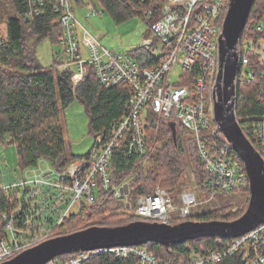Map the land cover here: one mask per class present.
<instances>
[{
  "label": "built area",
  "instance_id": "1",
  "mask_svg": "<svg viewBox=\"0 0 264 264\" xmlns=\"http://www.w3.org/2000/svg\"><path fill=\"white\" fill-rule=\"evenodd\" d=\"M26 3L29 17L43 14L46 5L59 14L62 57L53 65L56 71L71 70L74 83H77L92 68L101 85L107 88L125 85L131 94L125 115L113 125L105 142L98 139L101 146L86 169H82L81 161H72L64 172L58 173L41 161L44 163L39 162L34 168L22 172L18 182L9 187L0 185V191H18L15 196L18 205L10 213L0 212L7 233L6 239L0 242V264L52 238L47 236L50 232L44 228L35 230L30 237H26L27 232L17 234V218L29 220L31 217L28 216L35 211L42 224L58 225L75 205L80 208L82 204L94 203L96 182L113 198H127L123 193L124 182L112 184L108 166L112 153L120 148L144 160L147 155L145 113L148 109L160 119L173 121L178 131L184 129L192 135L207 174L205 191L211 198L230 195L248 186L244 165L231 145L226 143L210 151L202 138L205 133L213 135L217 129L213 117L214 84H210L208 95L205 94V86L208 80L215 78L218 69V38L230 0H169L153 21L149 19L154 11L149 10L144 15L150 37L126 51L102 48L77 20L73 0H26ZM87 12V16L98 14L90 6ZM136 48L149 51L159 62L151 68L140 69L128 54ZM237 50L239 53V45ZM241 62L243 66L248 63L246 59ZM174 65L180 66L181 70L197 66L192 91L171 83L169 75ZM242 77L249 82L253 80L249 70L243 72ZM254 143L264 163V113L256 125ZM36 197L37 200L33 201ZM195 205L196 197L192 192L182 191L173 204V197L157 187L152 194L137 199L133 214L140 221L170 224L172 220H185L192 216L190 210ZM129 207L125 202V208ZM31 209L33 211L30 212ZM172 212H177V215L171 216ZM240 249H244L247 255L246 264H264V223L238 238H232L219 249L201 247L188 259L177 263L161 262L145 246H119L77 252L66 259L51 260L46 264H81L101 253L123 258L135 255L137 264H218Z\"/></svg>",
  "mask_w": 264,
  "mask_h": 264
},
{
  "label": "trees",
  "instance_id": "2",
  "mask_svg": "<svg viewBox=\"0 0 264 264\" xmlns=\"http://www.w3.org/2000/svg\"><path fill=\"white\" fill-rule=\"evenodd\" d=\"M13 13L6 17L5 31L0 38V146L13 145L16 151L18 168L21 171L34 168L45 161L58 173L64 172L72 161H81L83 168L97 153L101 144L109 137L113 125L118 123L128 107L131 91L125 85L104 87L98 82L96 72L89 68L87 74L74 83L71 70L56 71L53 67L44 69L36 58L35 44L43 39H49L53 44H59L62 35L59 14L51 6H45L44 13L38 16H27L26 0H10ZM102 11L114 23L120 24L134 17L144 20V15L154 11L150 21L157 18L162 6L169 0H98ZM75 6H82L83 0H73ZM1 4V2H0ZM93 7L88 5L87 7ZM145 21V20H144ZM148 25V23H147ZM150 37L149 34L145 37ZM28 38H34L33 46L28 44ZM264 0H254L247 23L239 40L240 65L236 77V118L240 127L255 148L254 136L256 125L264 113ZM56 58L54 63L61 58ZM129 56L140 69L151 68L159 62L151 53L143 48L128 52ZM246 59L243 66L241 60ZM247 70L253 74L252 82L242 77ZM197 66L182 69L175 86L187 87L193 90L197 78ZM214 77L206 83L205 94L208 95ZM83 105L88 117L89 132L94 137L93 147L83 155L68 154L63 131L60 127L62 112L74 101ZM145 147L147 155L141 160L137 155L129 154L124 148L114 151L111 155L108 170L112 184L124 182L128 185L127 198L115 199L104 192L98 182L93 189L94 203L91 206L82 204L78 213H70L58 225L49 226L41 223L36 212H32L31 221L28 218H17L15 228L17 234L27 232L32 235L41 228L52 237L72 233L69 228L82 225L79 230L91 226L120 227L140 221L133 214L137 199L154 192L155 185L163 189L174 187L184 169L183 155L188 151L193 161V170L198 181L205 189L207 174L198 156L194 138L187 131H178L173 121L157 118L149 109L146 110ZM214 126V124H213ZM203 141L212 151L226 144L223 135L216 129L213 135L205 133ZM186 142V144H185ZM99 145V146H98ZM188 146V147H187ZM154 156L156 170H144V162ZM146 171V172H145ZM155 186V187H154ZM161 188V189H162ZM167 192H172L168 190ZM248 192V186L242 189ZM168 192V193H169ZM18 191H0V212L10 213L18 204L15 196ZM250 195V194H249ZM37 200V197L33 201ZM125 202L129 209L125 208ZM24 211L26 207H23ZM88 209L89 211H87ZM96 216L103 215L100 223H87V213ZM131 212V213H130ZM244 213V212H243ZM243 213H234L230 206L212 212L190 216L185 220H172L170 225L185 221H233ZM84 221V222H82ZM29 222V223H28ZM112 222V223H111ZM7 233L0 219V242L4 241ZM231 239L218 237H202L168 247L147 243L145 246L158 260L163 263L181 262L200 250L201 247L219 249ZM221 244H220V243ZM77 252L61 255L53 260L59 261ZM247 255L240 249L227 256L218 264H246ZM135 255L116 257L109 253H101L89 257L81 264H137Z\"/></svg>",
  "mask_w": 264,
  "mask_h": 264
},
{
  "label": "water",
  "instance_id": "3",
  "mask_svg": "<svg viewBox=\"0 0 264 264\" xmlns=\"http://www.w3.org/2000/svg\"><path fill=\"white\" fill-rule=\"evenodd\" d=\"M254 0H230L218 38V69L215 75L213 117L217 130L241 159L248 178L249 201L244 213L233 221H185L176 225L136 221L120 227L91 226L54 237L28 248L1 264H46L74 252L156 243L165 247L204 238H238L264 223V163L244 135L236 118L238 45ZM124 195L128 186L124 185Z\"/></svg>",
  "mask_w": 264,
  "mask_h": 264
},
{
  "label": "rangeland",
  "instance_id": "4",
  "mask_svg": "<svg viewBox=\"0 0 264 264\" xmlns=\"http://www.w3.org/2000/svg\"><path fill=\"white\" fill-rule=\"evenodd\" d=\"M0 2L1 38L5 31L6 17L12 15L13 9L10 0H0ZM90 4L95 7V9L98 11V14L87 16V6ZM74 9L77 20L83 25L88 34L97 39L99 41V45L107 50L126 51L131 47L139 46L145 39V37L149 34V27L147 25V22L138 17L131 18L120 24L114 23L112 19L102 11L101 5L99 4L98 0H83L82 6L77 7L74 5ZM33 42L34 38H28V44L30 47L33 46ZM262 49H264V44L262 45ZM56 52H59L60 54V56L57 54V59H59V57H62V49L60 44H53L49 41V39H43L35 44L36 58L44 69H50L51 67H53L56 58ZM261 52H264V50H262ZM180 74L181 67L178 65H174L169 75L171 83L176 82ZM159 119L160 118H158V120ZM59 124L64 134L65 146L68 154L83 155L93 147L94 137L89 132L88 117L85 113L83 105L80 104L77 100H74L62 112ZM183 160L185 170L182 171L177 184L170 189H164L166 191L167 189L172 191L168 192L173 197V204L176 203L178 196L182 191H187L194 193L196 197V205L194 207L192 206L190 210L192 216L212 212L214 210L221 209L223 206H230L233 209V212L236 214L243 213L246 210L249 201L248 192L241 190L230 195L211 198L206 193L205 189L201 187L202 182L198 181L196 178L197 175L193 170V161H191L192 159L189 153V148L188 151L183 155ZM144 164V170H147L148 172L156 170V162L154 161V156H151V159L148 158L144 162ZM21 178L22 171L18 168L15 147L13 145L0 146V185L9 187L12 184L18 182ZM124 185L127 184L124 183ZM155 186L154 190L157 187L162 188L159 185ZM79 209V206L75 205L73 207V210H71V213H78ZM86 210L89 211L88 209ZM31 211L33 210L31 209L30 212ZM87 215V219H89L87 223H90L92 225L100 223L103 218V215L96 216L95 212L91 215L87 213ZM175 215H177V212L171 213V216ZM30 221L31 219L29 220V222ZM81 225L82 223L77 226H73V228H69L68 231H72V233H74L79 230V227ZM48 235L50 237L53 236L52 233L47 234V236Z\"/></svg>",
  "mask_w": 264,
  "mask_h": 264
},
{
  "label": "crops",
  "instance_id": "5",
  "mask_svg": "<svg viewBox=\"0 0 264 264\" xmlns=\"http://www.w3.org/2000/svg\"><path fill=\"white\" fill-rule=\"evenodd\" d=\"M22 172H24V171H22Z\"/></svg>",
  "mask_w": 264,
  "mask_h": 264
},
{
  "label": "bare ground",
  "instance_id": "6",
  "mask_svg": "<svg viewBox=\"0 0 264 264\" xmlns=\"http://www.w3.org/2000/svg\"><path fill=\"white\" fill-rule=\"evenodd\" d=\"M99 146V145H98Z\"/></svg>",
  "mask_w": 264,
  "mask_h": 264
}]
</instances>
